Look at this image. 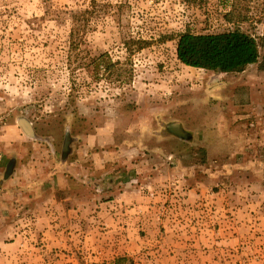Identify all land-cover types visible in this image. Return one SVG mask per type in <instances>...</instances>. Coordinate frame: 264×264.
<instances>
[{
	"label": "rangeland",
	"instance_id": "1",
	"mask_svg": "<svg viewBox=\"0 0 264 264\" xmlns=\"http://www.w3.org/2000/svg\"><path fill=\"white\" fill-rule=\"evenodd\" d=\"M112 1L0 0V264H264V0ZM186 26L260 61L185 65Z\"/></svg>",
	"mask_w": 264,
	"mask_h": 264
},
{
	"label": "trees",
	"instance_id": "2",
	"mask_svg": "<svg viewBox=\"0 0 264 264\" xmlns=\"http://www.w3.org/2000/svg\"><path fill=\"white\" fill-rule=\"evenodd\" d=\"M103 1L105 0H91L88 9L76 12L74 19L77 26L75 29H80L82 24H88L87 22L92 21L94 18L96 19L94 27H99L102 22L100 15L105 8ZM124 4H126L124 0H115L112 1L111 8H119ZM176 36L178 59L185 65L194 68L228 74L243 73L253 65L258 64L261 58L260 44L256 36L239 27L219 33H197L186 26L178 34L169 37L174 38ZM152 41L140 38L135 42L139 45V49H142L151 45ZM105 58L106 55L97 58L98 67L108 63V61L104 62ZM251 121L249 120V122ZM10 245L8 244V250L13 247ZM100 264H135V260L132 256L121 255Z\"/></svg>",
	"mask_w": 264,
	"mask_h": 264
},
{
	"label": "crops",
	"instance_id": "3",
	"mask_svg": "<svg viewBox=\"0 0 264 264\" xmlns=\"http://www.w3.org/2000/svg\"><path fill=\"white\" fill-rule=\"evenodd\" d=\"M254 66H255V65H253L252 67H254ZM219 84H220V83H219ZM234 85H235V84H234ZM232 95H233V96H236L234 93H231V94L228 95V96H229L228 101H229V102L231 101L230 105L234 103V98L231 97ZM220 97H221V95H218L217 98L220 99ZM223 97H224V96H222V98H223ZM232 100H233V101H232ZM218 101L220 102V100H218ZM248 106L251 107V105H249V104H248ZM242 111H249V110L247 109V110H242ZM235 113H236V112H235ZM247 115H248V114H244V113H243V114H236V115H233V116H234V117H235V116H237V117H240V116H242V117H247ZM2 157H3V156H2ZM4 157L6 158V154L4 155ZM9 192H17V190H14V191L11 190V191H9Z\"/></svg>",
	"mask_w": 264,
	"mask_h": 264
}]
</instances>
